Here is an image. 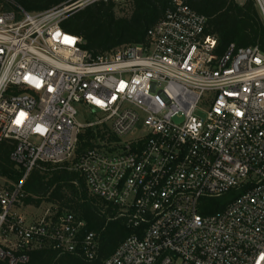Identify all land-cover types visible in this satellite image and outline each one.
Masks as SVG:
<instances>
[{
  "label": "built area",
  "instance_id": "2783aa9c",
  "mask_svg": "<svg viewBox=\"0 0 264 264\" xmlns=\"http://www.w3.org/2000/svg\"><path fill=\"white\" fill-rule=\"evenodd\" d=\"M127 1L30 14L0 0V146L13 144L23 170L17 185H0V263L27 264L44 245L94 260L95 236L80 239L72 213H12L40 163L69 162L133 231L103 264H264V53L231 44L217 55L206 18L184 0L145 43L103 54L61 27L72 11ZM253 1L264 21V0ZM87 129L105 140L75 160ZM231 192L224 209L201 213Z\"/></svg>",
  "mask_w": 264,
  "mask_h": 264
},
{
  "label": "trees",
  "instance_id": "16d2710c",
  "mask_svg": "<svg viewBox=\"0 0 264 264\" xmlns=\"http://www.w3.org/2000/svg\"><path fill=\"white\" fill-rule=\"evenodd\" d=\"M27 13L37 14L54 8L71 5L75 0H13ZM191 10L206 18V33L216 37V54L222 55L227 47H258L264 53V21L253 0H184ZM131 7L127 17H117V6L97 2L81 10L72 11L62 22L64 31L80 37L82 49L92 55L103 54L117 48L138 45L147 41L146 31L163 19L167 10L174 8V0H128ZM125 4V5H126ZM105 133L87 129L79 134L75 160L87 149L105 140ZM109 142L116 139L109 135ZM12 143L0 146V178L6 186L17 185L23 170L11 161ZM23 206L50 205L54 213L68 211L85 227L80 231L81 239L93 233L96 242L94 260L85 261L79 250L65 253L44 245L28 252L27 264H103L118 246L133 231L126 226L125 219L118 217L117 209L88 194L83 177L73 169L71 163L51 165L40 163L23 183ZM234 192L218 199H208L201 210L212 214L225 208L236 198ZM55 208V209H54ZM7 264V263H0Z\"/></svg>",
  "mask_w": 264,
  "mask_h": 264
},
{
  "label": "rangeland",
  "instance_id": "374dc122",
  "mask_svg": "<svg viewBox=\"0 0 264 264\" xmlns=\"http://www.w3.org/2000/svg\"><path fill=\"white\" fill-rule=\"evenodd\" d=\"M131 12V7L129 4H126L121 7H117L115 10L117 17H127ZM82 112V111H81ZM82 114H84L82 112ZM198 116H203L204 112L202 109H200L199 112H197ZM84 117H81V119ZM88 120H91V118H88ZM6 183V180L0 178V185H4ZM52 207L50 205L42 204L39 207H31V206H23L22 204L17 205L12 213L14 215H21L27 222L35 221L38 219H41L44 217L47 213L52 212ZM55 209V208H54Z\"/></svg>",
  "mask_w": 264,
  "mask_h": 264
}]
</instances>
